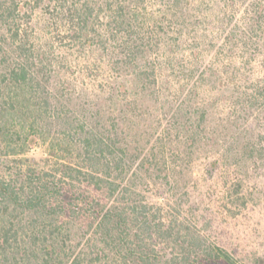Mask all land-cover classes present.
Returning a JSON list of instances; mask_svg holds the SVG:
<instances>
[{
	"label": "trees",
	"instance_id": "trees-1",
	"mask_svg": "<svg viewBox=\"0 0 264 264\" xmlns=\"http://www.w3.org/2000/svg\"><path fill=\"white\" fill-rule=\"evenodd\" d=\"M256 129L264 0H0V264H264L185 226L264 181Z\"/></svg>",
	"mask_w": 264,
	"mask_h": 264
},
{
	"label": "rangeland",
	"instance_id": "rangeland-1",
	"mask_svg": "<svg viewBox=\"0 0 264 264\" xmlns=\"http://www.w3.org/2000/svg\"><path fill=\"white\" fill-rule=\"evenodd\" d=\"M236 19L238 21L243 19L242 13L237 15ZM216 27L215 20L210 17L204 20L203 26L200 24L199 28H197L200 30L198 34L210 35V30H215ZM205 29H209L208 32ZM259 36L260 33L258 31L253 34V37L256 39ZM170 37L173 36L171 35ZM181 48L184 49L185 47L182 46ZM255 63L258 64L257 61ZM158 119L159 116L154 112L152 106L148 109L140 108V153H143V150H148L151 144L154 145L158 141L155 139L156 137L160 138L158 141V144H160L162 128L158 124ZM257 132L260 136L264 137V130L259 129ZM163 142L165 143L166 141ZM37 151L39 153L41 150L39 149ZM33 154L36 155V152ZM5 165L10 167L11 164L0 157V166L3 167ZM253 178H255L254 174L251 175L250 180L247 182L248 186L245 188L243 194L245 199L239 200L240 203H246L245 206L240 210H233L228 214H225L222 206H220L217 199L218 195H214L212 188L210 190L208 189L202 198V196L197 195L201 184L196 183L192 185L196 188L194 189L196 194H192L190 201L192 203H198L197 201L200 199L203 200V204L196 211L198 215H202L203 222H194V226L192 220L190 223L185 224V226L191 231H193L194 227L197 230L201 229L213 236L216 233L220 234L221 243L228 249L237 247V249L240 248L241 251L249 252L250 254L264 251V181L260 182L258 181L259 178ZM205 186L208 187V184H205Z\"/></svg>",
	"mask_w": 264,
	"mask_h": 264
}]
</instances>
